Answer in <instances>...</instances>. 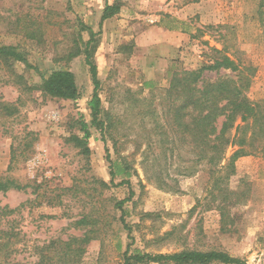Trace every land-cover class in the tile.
<instances>
[{"label": "rangeland", "instance_id": "1", "mask_svg": "<svg viewBox=\"0 0 264 264\" xmlns=\"http://www.w3.org/2000/svg\"><path fill=\"white\" fill-rule=\"evenodd\" d=\"M114 3L122 4L120 13L101 25L106 4ZM85 27L97 34L106 140L92 126L94 85L85 56L66 59L90 39ZM167 27H178L171 32L182 37L169 58L160 47ZM0 46L16 47L30 65L0 61V103L17 111L0 117V176L26 186L0 192V209L16 210L4 222L20 232V261L38 263L51 242L95 228L79 264H124L128 247L152 254L221 251L243 264H264V157L236 162L229 186L247 194L239 204H222L208 192L209 166H196L170 132L166 96L169 69L197 70L221 57L218 50L250 68L248 95L264 100V0H0ZM56 70L74 73L78 99L44 95L43 80ZM82 121L88 153L73 139L85 136ZM109 156L128 169L131 186L119 185L122 177L112 182ZM122 201L124 214L116 207ZM85 217L90 225L76 227Z\"/></svg>", "mask_w": 264, "mask_h": 264}, {"label": "trees", "instance_id": "2", "mask_svg": "<svg viewBox=\"0 0 264 264\" xmlns=\"http://www.w3.org/2000/svg\"><path fill=\"white\" fill-rule=\"evenodd\" d=\"M122 4H106L102 16L103 22L115 17L121 11ZM90 39L84 45H78L70 49L67 60L70 61L81 55L90 69L94 93L89 103L92 114V126L106 140L109 129L107 120L102 118L103 108L99 95L101 81L98 67L94 61L96 52V33L88 27ZM169 31L180 30L178 27H167ZM33 37V34H26ZM221 57L212 60L197 70L169 69L170 83L166 90L168 102V115L170 132H174L182 145L189 148L194 156L193 163L196 166L208 165L212 178V185L208 192L222 204H239L247 194L236 192L230 188V180L236 175V162L247 156L261 155L264 157V100L254 101L248 95L251 81L245 78V72L250 70L248 66L241 65L221 51L214 50ZM0 61L12 67L16 63H22L30 68L24 53L19 52L13 46H0ZM245 67V68H242ZM222 70H230L237 74L236 79L218 77L207 79L205 73ZM150 84H146L149 86ZM44 95L57 100H76L79 98V89L76 77L70 70H56L43 80L40 87ZM11 104L0 103V117H13L17 112ZM110 120V119H109ZM108 125V127H107ZM83 138L74 137L78 147L89 152L88 139L90 132L88 124L82 121ZM168 135L167 132H165ZM232 154L228 156L229 150ZM110 162L112 182L122 177L119 185L131 186L130 172L122 163ZM15 164L14 156L9 169ZM104 187H109L102 182ZM26 186L20 185L13 179L0 176V192L7 193L10 190L24 191ZM125 201L116 204L124 214ZM8 207L0 209V264H26L18 259V246L21 242L20 232L16 227L6 225L4 222L8 216L15 213ZM124 228L129 231L128 237L132 239L131 227L125 222L124 215L120 218ZM90 225L85 217L76 223V227ZM96 233L95 228L88 230L82 237H72L67 242H51L47 246V253L43 254L38 263L34 264H79L86 252V246L92 242ZM61 246L60 251L51 253L55 246ZM49 251V252H48ZM52 255H51V254ZM124 264H243L239 258H234L221 251H197L184 250L174 254H152L135 250L130 253L128 247L124 254ZM28 264V263H27Z\"/></svg>", "mask_w": 264, "mask_h": 264}, {"label": "crops", "instance_id": "3", "mask_svg": "<svg viewBox=\"0 0 264 264\" xmlns=\"http://www.w3.org/2000/svg\"><path fill=\"white\" fill-rule=\"evenodd\" d=\"M165 30V39L161 43L160 47L164 53V57L169 58L171 55H173V53L176 52V49H178L182 37L178 33H172L167 29Z\"/></svg>", "mask_w": 264, "mask_h": 264}]
</instances>
